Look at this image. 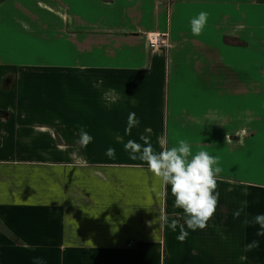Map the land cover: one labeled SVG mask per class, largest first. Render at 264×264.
Segmentation results:
<instances>
[{"label": "crops", "instance_id": "0c3cea01", "mask_svg": "<svg viewBox=\"0 0 264 264\" xmlns=\"http://www.w3.org/2000/svg\"><path fill=\"white\" fill-rule=\"evenodd\" d=\"M151 32L167 46L150 50ZM257 54L264 69V0H0V264H264L245 223L264 213ZM141 136L219 158L217 210L184 241L159 223L183 224L171 186L124 150Z\"/></svg>", "mask_w": 264, "mask_h": 264}, {"label": "clouds", "instance_id": "9594fccd", "mask_svg": "<svg viewBox=\"0 0 264 264\" xmlns=\"http://www.w3.org/2000/svg\"><path fill=\"white\" fill-rule=\"evenodd\" d=\"M208 13L201 11L190 20L193 36L202 34L207 24ZM140 120L136 114L130 113L125 128L126 134H131L134 127H138ZM78 143L86 147L93 141V136L80 126ZM143 144L134 139L124 143V150L128 152L130 159L141 160L147 164L148 171L163 186H171V195L174 197V207L183 212V224L177 219L171 223L161 211L158 215L159 223L166 224L173 231L177 227L180 235L177 237L184 241L188 232L184 225L193 231L204 229L207 222L214 215L219 204L218 178L222 172L219 158L209 154L207 151H196L193 153L192 145L185 139H180L178 146L166 147L163 143L159 151L144 136L140 137ZM109 158H114L116 150L109 147L105 153ZM188 157H191L188 159ZM243 209L238 210L234 216L238 217ZM251 226L259 225L257 235H264V213L255 214L251 219L245 220ZM259 242L253 241L247 245V250L258 247Z\"/></svg>", "mask_w": 264, "mask_h": 264}, {"label": "rangeland", "instance_id": "374dc122", "mask_svg": "<svg viewBox=\"0 0 264 264\" xmlns=\"http://www.w3.org/2000/svg\"><path fill=\"white\" fill-rule=\"evenodd\" d=\"M225 41H228L227 39H225ZM229 41H232V40H229ZM48 51H49V47H48ZM39 61V60H37ZM43 62H46L47 65H53V64H61V63H64V62H68L69 60L66 58L63 59L62 56H57L55 54H48L46 55V59H42ZM256 80H262L263 79V74H264V69H263V63H262V55L261 54H257L256 56ZM257 94L261 93L262 94V86H257ZM244 137V136H242ZM21 144V143H20ZM260 193V196L261 198H257V204L256 206L259 204V206L262 207V192H257V194ZM258 197V196H257ZM258 207V206H257ZM260 213V212H259ZM258 214V213H257ZM256 239L258 240L259 238L256 236ZM258 251V250H256ZM257 252L256 253H251L250 254V258H251V261H256L255 263L256 264H262V258H263V254H259V257H261L260 259L257 258Z\"/></svg>", "mask_w": 264, "mask_h": 264}, {"label": "built area", "instance_id": "2783aa9c", "mask_svg": "<svg viewBox=\"0 0 264 264\" xmlns=\"http://www.w3.org/2000/svg\"><path fill=\"white\" fill-rule=\"evenodd\" d=\"M148 47L150 50L155 51L159 48L167 46V34L164 32H151L147 35ZM133 244L132 240H129L127 246Z\"/></svg>", "mask_w": 264, "mask_h": 264}, {"label": "trees", "instance_id": "16d2710c", "mask_svg": "<svg viewBox=\"0 0 264 264\" xmlns=\"http://www.w3.org/2000/svg\"><path fill=\"white\" fill-rule=\"evenodd\" d=\"M0 231L5 233V234H9V232L6 230V228L4 227V225L1 221H0Z\"/></svg>", "mask_w": 264, "mask_h": 264}]
</instances>
